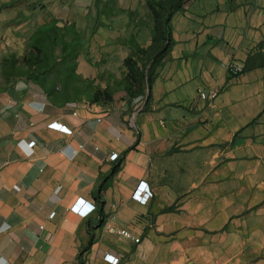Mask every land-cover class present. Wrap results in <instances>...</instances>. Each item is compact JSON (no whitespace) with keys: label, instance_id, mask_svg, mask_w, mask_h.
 I'll use <instances>...</instances> for the list:
<instances>
[{"label":"crops","instance_id":"0c3cea01","mask_svg":"<svg viewBox=\"0 0 264 264\" xmlns=\"http://www.w3.org/2000/svg\"><path fill=\"white\" fill-rule=\"evenodd\" d=\"M105 1L119 15L67 22L91 29L76 73L92 94L1 86L0 264H264V0H185L147 97L130 46L159 47L146 0Z\"/></svg>","mask_w":264,"mask_h":264},{"label":"rangeland","instance_id":"374dc122","mask_svg":"<svg viewBox=\"0 0 264 264\" xmlns=\"http://www.w3.org/2000/svg\"><path fill=\"white\" fill-rule=\"evenodd\" d=\"M106 5L105 0H0V89L17 78L29 77L36 72L37 66L32 65L31 57L41 56L33 47L37 36L49 34L55 39L57 30L54 28L62 30L68 26L67 22L74 21L77 15H114L115 13L107 11ZM135 24L137 26L143 23L137 21ZM90 32L91 29L88 33H83L82 39L91 45L93 36ZM130 46L140 61L147 60L149 55L143 50L133 43H130ZM57 53H60L59 50ZM141 63L143 65L144 62ZM148 66L152 69V64L149 63ZM38 78L45 79L52 88L60 83L55 81L56 78L52 75L47 78L38 75ZM70 86L73 93L92 94L95 91L92 85L88 87L89 84L87 88L82 87L80 90L75 89L74 82Z\"/></svg>","mask_w":264,"mask_h":264},{"label":"trees","instance_id":"16d2710c","mask_svg":"<svg viewBox=\"0 0 264 264\" xmlns=\"http://www.w3.org/2000/svg\"><path fill=\"white\" fill-rule=\"evenodd\" d=\"M184 3L185 0H146L149 15L155 21V30L157 33L155 43L159 45V47H153L147 50L149 57L147 56L146 62L143 63L142 70L139 68L136 69L131 65L134 74L137 72L136 74L140 77V80L142 79V89L136 92L142 93L146 97L151 87V77L154 67L162 60L168 46L171 44L172 18L177 12L183 9ZM53 26L54 25H52V27ZM54 29L57 30L55 39H52L49 34H43L35 38L33 47L41 56L37 57L33 55L31 57L32 65L36 64L37 67L36 72L29 76V78L39 81L46 88L45 79L40 80L38 75H44L45 78H47L48 75H52L54 79L56 78L55 81L58 80V82H60L59 85L62 84L64 88H69L74 82L76 86L75 89L78 90L80 88L78 85L80 77L76 73V60L84 46L83 37L80 32L77 31L75 24L72 23L62 28V30L57 29V27ZM56 45L63 46L62 57L55 55L54 48ZM39 58L41 59L38 61ZM149 63L152 64V69L149 68ZM259 63L264 64V58L260 60ZM252 68V64H249L245 66L243 71L251 70ZM130 91L134 94L132 89H130Z\"/></svg>","mask_w":264,"mask_h":264},{"label":"built area","instance_id":"2783aa9c","mask_svg":"<svg viewBox=\"0 0 264 264\" xmlns=\"http://www.w3.org/2000/svg\"><path fill=\"white\" fill-rule=\"evenodd\" d=\"M242 68L238 67L237 65H232L229 68V71L232 74H238L239 72H241ZM219 95V90L216 88L213 89H208V90H203L200 92V96L205 99V100H209V101H213L217 96ZM142 109V108H140ZM138 109V110H140ZM138 110L136 112H138ZM35 146V142L31 141L28 144V147L30 149H33ZM118 158V154H113L111 156V159L115 160ZM154 193L152 192V190L150 189V187L148 186L147 183L145 182H141L137 189L135 190L134 194H133V198L136 200H139L141 202H148L152 197H153ZM95 208V205L88 203L86 201L80 200L78 201V203L74 206V209L80 213H89L91 212L93 209ZM115 233H117L118 235L121 236H125V237H132V235L126 231V230H120V229H116L114 230ZM107 260L112 263V264H118L119 263V258L112 256V255H107Z\"/></svg>","mask_w":264,"mask_h":264}]
</instances>
